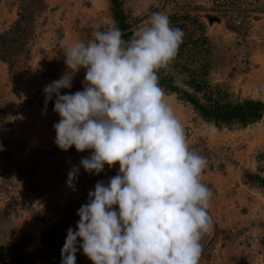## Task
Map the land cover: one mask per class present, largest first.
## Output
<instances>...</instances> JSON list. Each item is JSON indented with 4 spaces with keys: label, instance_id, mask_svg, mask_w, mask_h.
Masks as SVG:
<instances>
[{
    "label": "rangeland",
    "instance_id": "rangeland-1",
    "mask_svg": "<svg viewBox=\"0 0 264 264\" xmlns=\"http://www.w3.org/2000/svg\"><path fill=\"white\" fill-rule=\"evenodd\" d=\"M156 12L184 33L160 86L190 149L207 159L202 182L213 194L199 264H264V117L206 121L184 95L204 106L257 102L264 112V0H0V264H61L89 191L119 172L118 163L98 175L80 167L67 183L91 152L55 144L56 97L45 103L43 89L66 71L64 49L116 19L128 40ZM84 76L61 95L82 91ZM80 243L76 264H92Z\"/></svg>",
    "mask_w": 264,
    "mask_h": 264
},
{
    "label": "clouds",
    "instance_id": "clouds-1",
    "mask_svg": "<svg viewBox=\"0 0 264 264\" xmlns=\"http://www.w3.org/2000/svg\"><path fill=\"white\" fill-rule=\"evenodd\" d=\"M123 36L113 23L67 46L66 71L43 89L45 103L56 97V146L91 152L69 171L70 186L80 167L98 175L119 164L79 208L61 264H76L78 241L92 264H199L201 240L213 229V194L202 182L207 159L190 149L158 75L175 59L184 33L156 12L130 39ZM81 69L83 90L61 95Z\"/></svg>",
    "mask_w": 264,
    "mask_h": 264
},
{
    "label": "trees",
    "instance_id": "trees-1",
    "mask_svg": "<svg viewBox=\"0 0 264 264\" xmlns=\"http://www.w3.org/2000/svg\"><path fill=\"white\" fill-rule=\"evenodd\" d=\"M116 25L123 31L128 27L127 25L120 23L116 19ZM165 69V68H164ZM159 70L160 84H164L166 80L165 70ZM171 91H177L176 88H172ZM187 102H189L194 108L200 113L206 121H214L217 123H248L264 117V112L261 111L262 105L257 102H245L244 104H219L215 102L213 105L204 106L192 97L191 95L185 94Z\"/></svg>",
    "mask_w": 264,
    "mask_h": 264
},
{
    "label": "built area",
    "instance_id": "built-area-1",
    "mask_svg": "<svg viewBox=\"0 0 264 264\" xmlns=\"http://www.w3.org/2000/svg\"><path fill=\"white\" fill-rule=\"evenodd\" d=\"M262 80H263V82L261 83V86H259L257 89L258 93H260V94H262V93L264 94V75L262 77Z\"/></svg>",
    "mask_w": 264,
    "mask_h": 264
}]
</instances>
